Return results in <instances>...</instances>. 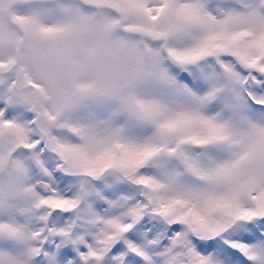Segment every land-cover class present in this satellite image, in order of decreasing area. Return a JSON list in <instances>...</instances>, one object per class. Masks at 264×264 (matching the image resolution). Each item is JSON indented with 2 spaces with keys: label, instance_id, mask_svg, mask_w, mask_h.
<instances>
[{
  "label": "snow or ice",
  "instance_id": "obj_1",
  "mask_svg": "<svg viewBox=\"0 0 264 264\" xmlns=\"http://www.w3.org/2000/svg\"><path fill=\"white\" fill-rule=\"evenodd\" d=\"M0 264H264V0H0Z\"/></svg>",
  "mask_w": 264,
  "mask_h": 264
}]
</instances>
